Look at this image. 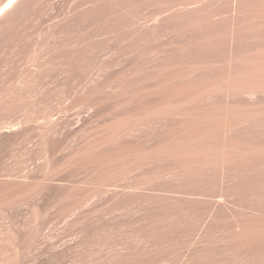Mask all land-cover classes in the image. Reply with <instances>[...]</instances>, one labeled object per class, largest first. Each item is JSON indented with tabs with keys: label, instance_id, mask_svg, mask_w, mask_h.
Masks as SVG:
<instances>
[{
	"label": "rangeland",
	"instance_id": "rangeland-1",
	"mask_svg": "<svg viewBox=\"0 0 264 264\" xmlns=\"http://www.w3.org/2000/svg\"><path fill=\"white\" fill-rule=\"evenodd\" d=\"M263 58L264 0H0V264L264 263V124L196 95Z\"/></svg>",
	"mask_w": 264,
	"mask_h": 264
},
{
	"label": "bare ground",
	"instance_id": "bare-ground-1",
	"mask_svg": "<svg viewBox=\"0 0 264 264\" xmlns=\"http://www.w3.org/2000/svg\"><path fill=\"white\" fill-rule=\"evenodd\" d=\"M260 59L261 58H259V61H260ZM264 59V58H263ZM261 62L263 63V61L261 60ZM253 71H255V68L253 69ZM253 71L250 73L249 71V73H247V71H246V73L248 74V76L249 77H245V78H242V76H240L241 78H239V76H237V75H240V74H238L237 72H236V70H234V71H231L230 70V72H229V74H228V76H227V80L225 81V82H223L222 84H218V89L217 90H214L213 92H212V94H211V91H200V90H202V89H200L199 88V90H196V89H198V87L196 86L195 88V90L194 91H200V92H196V93H198V94H196L197 96H199V94H201L202 95V98H204V99H202L203 100V102H201L202 103V105H203V103L205 102V101H207V100H212L213 99V95L214 94H216L217 95V93L218 94H220L221 96L220 97H222L223 98V103H224V105H223V110H220V111H222L220 114L221 115H219V116H221V121H222V124H221V131H222V134L223 135H225L226 133H228L229 132V130L232 128V127H234L235 125H240V124H249V125H255V124H257V123H260V122H262L263 124H264V100L262 101L261 99H260V96L263 94L264 95V70L261 72L260 70H258V71H260V72H258V74H259V76L256 74V73H253ZM231 72H233L232 74H231ZM240 73V72H239ZM253 73V74H252ZM263 73V74H262ZM250 74H252V75H250ZM223 81L225 80V79H222ZM222 82V81H221ZM220 82V83H221ZM195 86V85H194ZM193 86V87H194ZM206 86V85H205ZM212 86H213V83H212ZM220 86V87H219ZM208 87V86H207ZM211 87V86H210ZM209 87V88H210ZM214 87V86H213ZM212 89V88H211ZM210 90V89H209ZM213 90V89H212ZM192 92L193 94L195 93V92ZM209 92H210V94H209ZM193 94H192V96H193ZM191 95V94H190ZM189 95V96H190ZM196 95L194 94V98L196 97ZM213 96V97H212ZM191 97V96H190ZM200 97V96H199ZM198 97V98H199ZM219 97V96H218ZM201 99V97L199 98V100ZM191 100H194V99H192L191 98ZM196 100V99H195ZM202 100H200V101H202ZM219 100V99H218ZM221 100V99H220ZM219 100V101H220ZM197 101V100H196ZM195 101V102H196ZM199 101V102H200ZM213 101H214V99H213ZM194 102V101H193ZM208 102H210L209 104L211 105V103H212V105L213 106H215V102H212V101H208ZM208 102L206 103V104H208ZM222 102H220V103H222ZM191 103V102H190ZM200 103V104H201ZM222 103V104H223ZM198 106H197V108L199 107V109L201 108L200 106H199V104H197ZM194 106H195V104H194ZM204 106V105H203ZM217 106H218V104H217ZM216 106V107H217ZM205 107H207L206 105H205ZM194 108V107H193ZM197 108H196V110L195 111H197ZM204 108V107H203ZM220 108H221V106H220ZM206 109H208V108H204V110H202V113H203V111H205ZM222 109V108H221ZM212 110V112H211V118H209V114L208 113H210V111ZM214 109H213V107H212V109H209V110H207V111H209V112H207L206 114L208 115H206L205 114V112L203 113L204 115H206V118H205V116H204V118L206 119V121L205 122H207V126H208V124L210 123V122H212V126H213V121H211L212 120V114H213V111ZM192 114H196L193 110H192ZM201 112V110H199V112L198 113H200ZM214 114H217L218 115V113H214ZM198 115V114H197ZM216 115V116H217ZM196 115H194V117H195ZM199 116H200V114H199ZM191 117H192V115H191ZM192 118V119H196L197 118V120H195V123H196V125L198 124V125H200L201 123V125L200 126H202L203 125V123H205V122H202V120H201V118L200 117H198V116H196V118ZM201 117H202V115H201ZM189 118H190V116H189ZM191 119V118H190ZM190 119H188V121H189V123L191 122V120ZM211 119V120H210ZM199 120H200V123H199ZM208 120V121H207ZM210 120V121H209ZM194 121V120H193ZM192 121V122H193ZM190 123L191 125L194 123ZM209 122V123H208ZM220 122V121H219ZM188 123V122H187ZM189 124V125H190ZM188 125V126H189ZM190 125V127H193V126H191ZM194 125V124H193ZM200 126H196V127H198V128H196V129H198V131L200 132V134L202 133L203 134V132H201V130H203V129H201V130H199L200 129ZM206 126V127H207ZM210 126H211V123H210ZM211 126V127H212ZM256 126V125H255ZM205 128V127H204ZM210 128V127H209ZM212 128H215L214 126L212 127ZM193 129V128H192ZM211 129V128H210ZM210 129H209V131H210ZM205 130V129H204ZM212 130V129H211ZM214 130V129H213ZM213 130H212V133L213 134H215L214 132H213ZM197 131V130H196ZM197 131V132H198ZM215 131V130H214ZM211 132V131H210ZM180 133V135H182L181 134V132H179ZM188 133V132H187ZM191 134H190V136L191 135H195V133H192V132H190ZM205 133H209V132H205ZM211 133V134H212ZM184 135H187V134H185V133H183ZM201 134V135H202ZM210 134V133H209ZM179 135V134H178ZM199 135V134H198ZM197 134L193 137L192 136V139H191V137L190 136H188L189 137V140H191L192 142H194V144L193 145H195V144H197L196 146H198V143H197V141L199 140L198 138H202V140L204 141V139H203V137L204 136H202V137H199ZM200 135V136H201ZM207 136H209V135H207ZM206 136V134H205V137H207ZM212 136V135H211ZM210 136V137H211ZM181 136H179L178 138H180ZM183 137V136H182ZM210 137L208 138H206L205 140H206V142L208 143L209 142V140L208 139H210ZM213 137V136H212ZM185 138V137H184ZM195 138H197V139H195ZM177 139V138H176ZM186 139V138H185ZM185 139H179V140H181L183 143H184V141L183 140H185ZM168 140V139H167ZM174 140V139H173ZM178 140V142H180L181 144H182V142L181 141H179ZM186 140H188V139H186ZM189 140H188V142H189ZM201 140V139H200ZM199 140V141H200ZM201 140V141H202ZM177 141V140H176ZM198 141V142H199ZM177 142V143H178ZM187 142V143H188ZM190 143V142H189ZM222 145L219 147V149L218 150H213L212 149V147H213V145L211 144V146L212 147H207V148H205V147H203V145H200V146H198V148L196 147L195 148V146H194V149H192V150H189V151H186V149H185V152L183 153V151H182V155H180V153H181V150L180 151H178V153H179V155H178V153H177V151H176V153H174V154H176L177 156L176 157H178L179 158V156L182 158V159H184V161H187V162H184L185 164H189L190 162H192L193 164L195 163H202L203 165H211V164H214V165H220V166H228L229 167V165L231 166L233 163H235L234 162V157H233V154L235 155H237L238 156V159H241V158H244L243 156H245V154H251L250 156H252V155H254V157H255V155H257V153H259V146L257 147V146H255V145H250L248 148H244V149H246V150H242V149H238V148H235V147H232L227 141H225L224 139H223V141H222ZM166 145H167V143H165ZM168 144H170L169 142H168ZM179 144V143H178ZM185 144H186V141H185ZM200 144H202V143H200ZM184 145V144H183ZM189 145V144H188ZM206 145V144H205ZM247 145V144H246ZM173 146H176V150H178V148H180V149H182V148H184V146L183 147H180L181 145L179 144L178 146L179 147H177V144H175V145H173ZM187 146V145H186ZM186 146H185V148H186ZM190 146H192V144H190ZM237 146H239V145H237ZM189 147V146H188ZM243 147V146H242ZM246 147V146H245ZM173 149H174V147H172ZM173 149H171V150H173ZM187 149H189V148H187ZM170 150V153L172 152ZM175 150V149H174ZM163 151V150H162ZM169 153V154H170ZM172 154V153H171ZM215 154V155H214ZM259 156H260V154H258ZM173 157L175 156V155H172ZM183 156V157H182ZM240 156V157H239ZM249 156V155H248ZM258 157V156H257ZM180 159V158H179ZM237 159V158H236ZM236 159H235V161H236ZM237 159V160H238ZM250 159V158H249ZM253 158H251V162L254 160H252ZM240 161H242V160H240ZM247 161V160H246ZM189 162V163H188ZM192 163H190V165H192ZM243 163V162H242ZM186 166H188V165H186ZM233 166V165H232ZM254 223V222H253ZM256 223H258V222H256ZM242 223L240 222V224L239 225H237L236 226V228L238 229V232L237 233H239L238 235H239V237L241 238H243L244 236H245V234H247V236H249V238H247V239H249L248 240V242L250 243V244H252V245H250L249 243H247V242H245V243H243L242 244V242L244 241L243 239L244 238H246V237H244L242 240L241 239H239L238 238V235H237V240H241L242 242H240L242 245H240V247H245L244 246V244H246V247L247 246H253V244H256L257 242V239L258 240H264V238H262V237H264V235H260L261 236V239H259V236L256 238V235H258L259 233H260V231H261V229H262V225H263V227H264V223L262 224V225H259V224H261V223H258V227H261V229L259 230V228L257 227V226H255V225H257V224H252L251 225V227L249 228L248 226H247V228L248 229H246L243 225H245L244 223L241 225ZM263 230V229H262ZM258 231H259V233H258ZM248 233H249V235H248ZM235 237V236H234ZM233 237V238H234ZM236 238V237H235ZM236 241V240H235ZM245 241H247L246 239H245ZM255 242V243H254ZM259 242V241H258ZM249 244V245H248ZM238 245H239V243H238ZM239 264H264V263H260V262H255V261H248V262H241V263H239Z\"/></svg>",
	"mask_w": 264,
	"mask_h": 264
}]
</instances>
